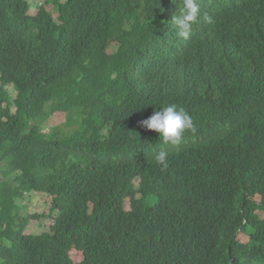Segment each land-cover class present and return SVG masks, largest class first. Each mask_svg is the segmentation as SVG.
Here are the masks:
<instances>
[{
	"label": "trees",
	"instance_id": "trees-1",
	"mask_svg": "<svg viewBox=\"0 0 264 264\" xmlns=\"http://www.w3.org/2000/svg\"><path fill=\"white\" fill-rule=\"evenodd\" d=\"M198 3L185 39L177 0H0V264H264V0Z\"/></svg>",
	"mask_w": 264,
	"mask_h": 264
},
{
	"label": "clouds",
	"instance_id": "clouds-1",
	"mask_svg": "<svg viewBox=\"0 0 264 264\" xmlns=\"http://www.w3.org/2000/svg\"><path fill=\"white\" fill-rule=\"evenodd\" d=\"M177 15L174 16V23L179 30V35L187 39L193 25L197 22L200 14L198 0H177ZM141 126L158 134L160 142L165 145L179 144L185 133L195 131V124L192 116L183 107L177 105L165 106L146 120L141 121ZM167 153L160 151L155 156L157 164L167 168Z\"/></svg>",
	"mask_w": 264,
	"mask_h": 264
},
{
	"label": "rangeland",
	"instance_id": "rangeland-1",
	"mask_svg": "<svg viewBox=\"0 0 264 264\" xmlns=\"http://www.w3.org/2000/svg\"><path fill=\"white\" fill-rule=\"evenodd\" d=\"M31 1H32V9H35L38 6L39 7L43 6L46 10L52 13L53 18L56 20V22L59 25L61 24V21L58 20V17L54 11V5L57 2L64 3L65 0H31ZM31 12H33V14L35 13L34 10ZM7 90L12 98L16 96V92L13 90L11 86L7 87ZM47 110H50V108H47ZM46 125H47V130H46L47 133L50 132L49 129H53L54 132L56 133L58 130H65L66 129L65 115L55 112L52 113L49 116ZM255 200L258 203H264V197H261L260 195H258V197L255 198ZM16 202H18L19 206L21 207L20 211L22 215H28L31 213L41 212V211L43 212L44 208L48 207L45 198L42 196H35V195L33 197L26 196L25 198L22 199H16ZM44 231L45 229L41 227V223L39 220H32L26 230L27 233H32V234H40ZM243 240L245 239L243 238ZM72 258L73 261L75 262L81 261L80 253L73 252Z\"/></svg>",
	"mask_w": 264,
	"mask_h": 264
}]
</instances>
